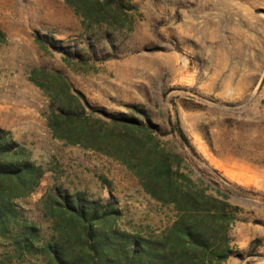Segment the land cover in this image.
I'll use <instances>...</instances> for the list:
<instances>
[{
  "label": "rangeland",
  "instance_id": "obj_1",
  "mask_svg": "<svg viewBox=\"0 0 264 264\" xmlns=\"http://www.w3.org/2000/svg\"><path fill=\"white\" fill-rule=\"evenodd\" d=\"M131 3L135 9L120 19L124 25L86 31L63 0H0L4 153L41 173L22 197L13 195L19 181L1 180L0 199L11 205L0 207V264H55L45 249L49 243L60 245L67 258L85 259V227L98 213L107 216L94 222L91 237L111 258L117 243L125 254L147 241L167 254L159 264H264V0ZM35 70L61 75L84 97L104 152L52 137L44 118L49 99L31 81L43 78ZM47 83L56 86L52 77ZM133 106L156 125L154 142L111 126L109 116L131 115ZM151 145L181 161L194 192L218 202L186 205L180 213L152 199L137 176L107 154L143 172L138 161ZM76 198L92 215L87 220L58 207ZM180 225L207 233L210 250L226 249L228 257L218 261L194 247L182 252L175 236ZM31 233L33 246L20 252L18 243ZM141 252L139 260H151Z\"/></svg>",
  "mask_w": 264,
  "mask_h": 264
},
{
  "label": "trees",
  "instance_id": "obj_2",
  "mask_svg": "<svg viewBox=\"0 0 264 264\" xmlns=\"http://www.w3.org/2000/svg\"><path fill=\"white\" fill-rule=\"evenodd\" d=\"M65 4L70 7L74 13L80 18L81 25L84 30L89 31L95 25H108V26H122L124 25L120 19L126 18L128 11L134 10L135 5L131 3V0H63ZM4 41V35L0 32V42ZM43 45L42 43H40ZM34 74L43 75V78H32L31 81L40 88L44 94L48 97V109L44 113L46 126L53 138L58 139L68 145H78L85 149H91L94 151L104 152L99 144L100 135L97 130L91 124V115L93 111L88 113L86 108H89L84 97L76 91H73L70 84L57 73H48L45 70H35ZM52 77L56 86L51 88L48 85V78ZM131 109V115L125 113H119L109 116L112 119L111 126L113 128L122 130L127 135H133L137 131L142 135L144 143L154 142L152 137L153 130L157 127L153 123L149 122L146 117V112L133 106ZM91 110V109H90ZM144 117L145 121L139 119L136 115ZM100 121V120H99ZM136 131V132H135ZM172 132L175 133L180 142L186 147H189L192 152L194 149L190 145L187 137L180 127L176 124H172ZM143 147L145 148V144ZM7 143L2 139L0 131V154L2 156L7 155L8 158L0 159V190L4 189L1 180H17L20 182L19 193L13 195L22 197L28 192L32 191L41 177V173L38 169L28 164L25 161H19L12 158L9 153L5 154L7 149ZM157 146H150L144 151V155L138 164L144 163L145 171H135V168L128 161L122 159L114 154L108 152L109 156H113L122 165L126 166L140 181L142 189L152 199L161 203L162 205H172L176 211L183 213L186 209L185 206L189 205L194 209L200 208L206 203H217L215 198L199 194L194 192L190 187V180L181 169V161L171 160L169 155L159 153ZM0 156V157H2ZM139 166V165H138ZM12 195V193L10 194ZM9 196V195H8ZM70 198V197H69ZM71 201V202H70ZM55 202H58L55 200ZM11 205L10 200L6 198L0 199V207L2 209H8ZM58 207H64L67 212L73 218H82L87 220L86 216H92L82 206V201L79 198L75 200L70 199L68 202H60ZM207 210L210 211L209 208ZM95 212H97L95 210ZM107 213L94 216L93 221L89 222L85 227L87 239L83 240V245L86 252V258L82 259L75 257H65L61 252V246L49 243L45 245V249L49 254V257L55 264H130L131 260H139L142 254L141 250L148 252L151 255V260L147 259V262L141 260L138 264H159L162 259L166 258L161 251H154L147 241L144 244L134 247L133 253H121L123 250L120 243L116 246V258H111L104 251V243L93 236V225L99 219H104ZM109 217H105V220ZM180 224V223H179ZM178 224V225H179ZM175 236L179 242H182V252H186L189 247H194L201 250L202 253L210 252L212 257L218 261L225 260L229 251L226 249L211 251L210 245L212 239L207 233H201L199 230L192 231L190 228L179 226L176 227ZM213 236V235H211ZM88 238H91L90 241ZM32 240H35V236L31 233L29 239L24 243H18V249L29 250L32 246ZM118 242V241H117ZM113 244L116 242L112 241ZM153 251H152V250Z\"/></svg>",
  "mask_w": 264,
  "mask_h": 264
}]
</instances>
